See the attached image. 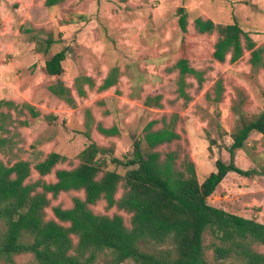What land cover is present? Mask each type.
I'll return each mask as SVG.
<instances>
[{"label": "rangeland", "instance_id": "1", "mask_svg": "<svg viewBox=\"0 0 264 264\" xmlns=\"http://www.w3.org/2000/svg\"><path fill=\"white\" fill-rule=\"evenodd\" d=\"M182 6L189 12L188 34L179 27ZM199 16L220 24L237 21L263 48L264 60V0H64L51 7L45 0H0V137L6 139L0 161L10 165L25 159L34 165L50 152H59L67 159L44 177L53 182L56 169L79 164L78 154L90 142L126 160L133 155L135 142L145 147L144 128L150 121L157 120L153 129H158L164 125L163 118L170 122L178 114L174 129L181 139L155 150L165 153L181 147L182 156L188 154L203 182L216 169L217 159H231L228 147L238 119L233 110L240 100L238 88L246 97L241 110L249 116L264 110V66L254 67L247 50L237 62L229 56L225 62L215 60L212 53L218 34H198L194 20ZM48 38L55 42L45 51ZM63 49V74L50 75L45 62ZM184 55L193 67L205 71L201 86L193 76L187 77L188 101L179 95L175 68ZM110 74L116 83L102 90ZM60 81L70 89L75 107L52 90ZM218 81L223 86L220 102L212 99ZM78 86H83L86 96L78 94ZM156 95L161 96V105L147 104V98ZM98 124L115 125L119 132L107 136ZM108 160L107 169L123 175L132 168L111 162L110 156ZM235 162L253 174L228 173L208 201L264 223V134L252 132L246 147L236 151ZM38 178L33 170L28 181ZM122 193L120 187L116 197ZM76 196L84 198V191L61 192L51 199L46 219L57 220L52 207H72ZM90 208L98 214H120L131 226L132 214L107 208L104 199ZM3 232L0 222V238ZM73 238L76 243L77 237ZM204 241L208 264H240L232 258H215L212 243L217 240L210 231L205 232ZM153 245L141 243L144 250H154ZM253 248L264 253V244H253ZM110 257L109 251L101 253L95 264H105ZM15 262L35 264L29 253L16 255ZM0 264L7 263L0 260Z\"/></svg>", "mask_w": 264, "mask_h": 264}, {"label": "trees", "instance_id": "2", "mask_svg": "<svg viewBox=\"0 0 264 264\" xmlns=\"http://www.w3.org/2000/svg\"><path fill=\"white\" fill-rule=\"evenodd\" d=\"M62 2L64 0H45L50 7ZM178 13L179 27L188 34L189 12L182 6ZM194 27L201 35L217 32L212 53L215 60L225 62L229 56L231 62H237L247 50L254 67L264 66L263 48L257 47L237 21L220 24L199 16L194 20ZM54 42L53 38H48L45 51H49ZM65 58V49L56 52L45 62L47 72L61 76ZM175 68L179 73V95L188 101L191 96L187 91L190 85L187 77L193 76L201 86L205 71L193 67L186 55L179 57ZM86 79L91 81L88 76ZM115 83L116 77L110 74L100 88L106 90ZM77 89L80 96H86L83 86ZM52 90L71 106H76L70 89L62 81L52 86ZM238 92L240 100L233 104L238 119L228 147L231 159L229 162L217 159L216 169L203 182L199 181L196 166L188 154L182 156L181 147L165 153L155 150L181 139V134L174 129L178 114H174L170 122L163 118L164 125L158 129H153L157 120L150 121L144 128L145 147L135 142L133 155L126 160L114 156L113 151H103L95 141L90 142L78 154L79 164L71 169H56L53 182L44 177L67 159L59 152H50L34 165L25 159L10 165L0 161V222L4 223L0 260L15 264L16 255L29 253L35 264H95L99 254L109 251L111 257L105 264H122L127 260L136 264H208L204 234L210 231L217 240L212 243L217 260L232 258L240 264H264V253L253 248V244H264V223L208 201L228 173L236 172L246 177L253 174L252 170L236 164L235 155L237 150L246 147L252 132L264 134V110L249 116L240 108L246 102L244 91L238 88ZM222 95L223 86L218 81L212 99L220 102ZM160 98L156 95L146 101L161 105ZM97 127L107 136L119 132L115 125L107 128L98 124ZM5 140L0 137V147ZM108 156L111 162L132 168L124 175L109 170L106 167ZM33 170L39 178L28 181ZM120 187L123 193L117 198ZM71 190H83L84 198L74 197L73 206L69 208L53 206L57 220L46 219L45 210L51 199ZM102 199L107 208L117 207L132 214L131 226L126 225L120 214L95 213L90 205ZM142 242L154 244V250H147L148 247L144 250Z\"/></svg>", "mask_w": 264, "mask_h": 264}]
</instances>
